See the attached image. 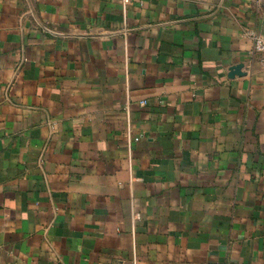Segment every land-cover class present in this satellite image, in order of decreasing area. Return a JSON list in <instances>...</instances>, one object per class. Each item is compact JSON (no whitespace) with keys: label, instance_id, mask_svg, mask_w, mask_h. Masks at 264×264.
Segmentation results:
<instances>
[{"label":"crops","instance_id":"crops-1","mask_svg":"<svg viewBox=\"0 0 264 264\" xmlns=\"http://www.w3.org/2000/svg\"><path fill=\"white\" fill-rule=\"evenodd\" d=\"M251 31L255 0H0V264H264Z\"/></svg>","mask_w":264,"mask_h":264},{"label":"built area","instance_id":"built-area-1","mask_svg":"<svg viewBox=\"0 0 264 264\" xmlns=\"http://www.w3.org/2000/svg\"><path fill=\"white\" fill-rule=\"evenodd\" d=\"M131 0H121L122 7L125 9ZM256 3L260 4L264 8V0H255ZM248 35L253 41V50L260 56V61L264 66V35L256 34L255 32H249ZM143 104L145 101L142 102ZM135 137L134 140H138Z\"/></svg>","mask_w":264,"mask_h":264},{"label":"water","instance_id":"water-1","mask_svg":"<svg viewBox=\"0 0 264 264\" xmlns=\"http://www.w3.org/2000/svg\"><path fill=\"white\" fill-rule=\"evenodd\" d=\"M241 67L242 65L241 64H237V65H234L230 68V73H229V76L232 77L234 75H243L244 72L241 71Z\"/></svg>","mask_w":264,"mask_h":264}]
</instances>
